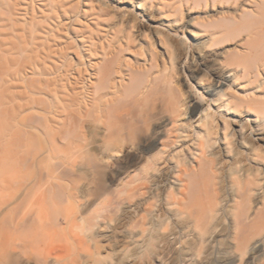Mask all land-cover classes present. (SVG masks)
Wrapping results in <instances>:
<instances>
[{"label": "rangeland", "instance_id": "374dc122", "mask_svg": "<svg viewBox=\"0 0 264 264\" xmlns=\"http://www.w3.org/2000/svg\"><path fill=\"white\" fill-rule=\"evenodd\" d=\"M152 15L164 23L159 13ZM182 18L183 22L197 25L208 22L202 20L205 14L200 9L186 7ZM146 19L137 0H7L0 6V264H188L198 252L192 221L177 215L165 188L149 184L150 191L135 200L121 194L137 174L153 173L154 167L172 169L164 160L154 164L162 156L165 134L173 126L167 114L146 125L141 134L131 136L122 151L106 148L102 129L98 165L91 164L88 156L85 158L64 137L55 134L54 151L45 153L42 163H31L35 153L27 135L31 129L17 125L11 116H30L27 124H32L43 110L30 100H49L50 94L65 98V106L71 109L80 105L91 109V94L81 84L85 81L88 85L91 79L92 45L98 30L101 35L108 31L116 34L120 30L116 25L124 21L127 27L132 24L136 32H146ZM169 26L179 32V24ZM174 42L181 50L195 48L192 37L188 45L181 39ZM9 47L11 51L7 52ZM224 55L220 51L207 60L208 68L199 70L197 57L177 67L178 85L187 97L186 118L195 120L220 90L232 85L229 78L228 84L210 96L209 86H200L202 79L230 76L228 70H214ZM69 81L77 82L76 93H83L76 104L66 99L70 94L75 96ZM65 84L69 87L66 90L62 88ZM201 96L207 98L202 106L197 102ZM49 117L53 128L63 118L53 114ZM223 118L231 123L233 152L228 158L222 147L218 148V167L229 172L237 167L257 172L262 185L252 194L255 207L264 200V158L256 161L251 152L258 147L264 153V143L255 140L256 135L264 133V119L254 114ZM84 131L93 132L91 119L85 123ZM158 136L161 139L156 142ZM185 157L192 160L193 152L189 150ZM233 159L239 161L237 165ZM32 174L43 176L47 182L40 185L37 178L33 179L31 190L15 200V178L20 175L24 181ZM216 217L213 230L224 220V213L219 211ZM224 251L221 245L208 247L206 254L210 258L206 261L225 264L218 260ZM237 264H264V252L249 254Z\"/></svg>", "mask_w": 264, "mask_h": 264}, {"label": "bare ground", "instance_id": "6f19581e", "mask_svg": "<svg viewBox=\"0 0 264 264\" xmlns=\"http://www.w3.org/2000/svg\"><path fill=\"white\" fill-rule=\"evenodd\" d=\"M137 1L141 12L145 13L149 30L136 32L132 24L127 27L121 21L116 27H120L118 33L122 37L109 31L101 35L99 29L93 40L91 79L88 85L84 80L81 84L82 89L91 94V109H83L81 105L71 109L69 105L65 106V98L50 94L49 100L37 97L30 100L32 105L37 104L43 110L32 124H27L30 116L22 118L21 113L11 114L12 119L17 125L31 129L27 130L35 151L31 163H42L45 153L54 151L52 135L55 134L64 137L69 146L85 154V158L88 156L91 164L98 165L102 129L106 148L122 151L131 136L141 134L146 125L167 114L173 126L165 134L162 156L154 164L164 160L163 163L172 169L154 167L153 173L137 174L130 178L121 194L135 200L150 191L147 190L149 184L157 189L165 188L166 198L175 206L177 215L193 223L199 249L191 255L188 264H209L207 248L217 245L226 250L218 257L220 262L243 263L247 255L264 252V200L255 207L252 202L253 192L262 184L257 172L251 168L237 167L230 172L220 169L216 150L222 147L220 149L228 158L233 152L231 123L223 116L254 114L256 118L264 119V0ZM4 4L7 0H0V6ZM186 7L202 10L205 14L202 20L208 22L202 25L183 22ZM151 12L159 13L165 19L164 23L154 20ZM173 22L179 24V32L169 26ZM191 37L195 43L191 51L181 50L174 44L175 39H181L188 45ZM10 51L9 47L7 52ZM220 51L225 55L216 62L214 70H228L230 76L220 74L214 80L202 79L200 86L208 85L207 95L210 96L228 82L232 85L227 90H220L211 105L197 114L195 120L186 118L187 97L178 85L177 67L191 57H197L198 69L208 68L206 61ZM69 83L75 96L70 94L66 99L76 104L78 95L83 96V93L75 92L77 82ZM62 88L69 87L65 84ZM36 92L42 94L43 91ZM197 102L202 106L207 98L201 96ZM51 114L63 116L55 128L49 125ZM89 119L93 122L91 134L84 131ZM160 139L161 136L156 137V142ZM255 140L264 143V133L256 135ZM189 150L193 152L192 160L185 157ZM251 153L256 161L264 158L261 148H254ZM238 162L233 159L234 165ZM36 178L40 185L47 182L43 176L38 178L34 174L28 180L25 178L26 182L20 175L15 178V200L31 190V181ZM219 211L224 213V220L213 230L211 225ZM20 226L21 221H18L17 227Z\"/></svg>", "mask_w": 264, "mask_h": 264}]
</instances>
